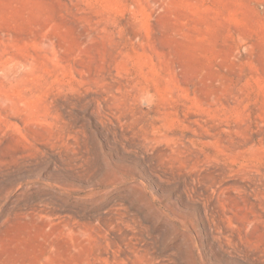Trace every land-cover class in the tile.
<instances>
[{
    "label": "rangeland",
    "instance_id": "rangeland-1",
    "mask_svg": "<svg viewBox=\"0 0 264 264\" xmlns=\"http://www.w3.org/2000/svg\"><path fill=\"white\" fill-rule=\"evenodd\" d=\"M0 264H264V0H0Z\"/></svg>",
    "mask_w": 264,
    "mask_h": 264
}]
</instances>
